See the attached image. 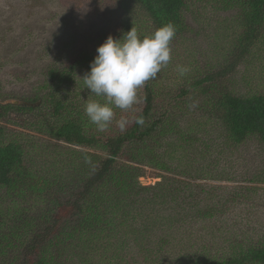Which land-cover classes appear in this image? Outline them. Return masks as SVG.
Wrapping results in <instances>:
<instances>
[{
  "label": "trees",
  "instance_id": "trees-1",
  "mask_svg": "<svg viewBox=\"0 0 264 264\" xmlns=\"http://www.w3.org/2000/svg\"><path fill=\"white\" fill-rule=\"evenodd\" d=\"M123 2L145 13L152 27L150 34L157 27L172 23L176 33L170 47L188 32L184 15L188 0ZM218 4L224 9L237 10L241 31L220 71L207 74L192 85L210 82V88L203 85L201 93L206 104L211 106L215 120L212 124L220 126L228 142L238 145L250 136L264 142V93L240 96L221 83L216 85L221 82L218 79L233 72L264 38V0H218ZM102 42H96L78 60V65L82 62L86 69L84 75ZM78 75L74 64L60 68L49 65L44 70L45 78L41 84L45 94L30 100L33 106L28 102L0 103L2 122L11 118V112L38 109L41 113L42 108L51 105L45 113L48 117H42L46 129L38 124L39 131L63 143L71 154L67 160L66 153L61 152L57 154L58 159L35 167L27 162L29 141L11 133L7 136L6 128L0 124V264H97L95 259L99 257L101 246L118 250L131 242L134 245H138V241L148 243L145 237L157 233V229L163 232L168 229L169 232L161 236L164 242L152 250L155 254H149L148 260L156 264L164 259L168 261L169 255L173 254L175 258L172 259H177L179 264H264V232L256 234L257 237L247 232L249 220L245 216L249 215L242 220H231V226L224 229L219 240L223 246L220 249L211 250L203 243L202 250L197 253L193 244L187 247L184 245L186 240L177 242L174 237L180 235L181 238L187 233L188 240L192 236L191 230H184V227L189 223L211 221L216 225L223 213L222 205L232 209L239 203L248 209L252 197L260 196L257 188L236 186L226 197L218 195L216 200L211 194L209 199L204 184L190 180L162 175V179L152 185L139 183L138 177L144 167L170 169L163 151L157 152L160 136L174 131L180 140L182 135H188L189 141L185 142L200 140L191 131L180 135L181 126L164 116L166 112L155 116L157 90L151 80L143 86L142 103L130 117L131 123L124 131L113 125L107 134L96 129L89 131L88 121L68 108L71 103L61 100L66 88L77 77L83 85L84 75ZM36 101L40 102L35 105ZM66 109H70V115ZM138 115L143 116V125L135 122ZM50 116L53 119L49 124ZM173 140L178 141V138ZM171 143L175 142L171 140ZM196 151L192 161L187 159V162H200L206 167L209 158L205 151ZM164 152L167 154L168 150ZM176 171L188 174L186 170ZM263 174L254 173L251 181L264 180ZM195 175L200 177L198 172ZM199 189L204 196L196 199L191 191L198 192ZM257 221L262 222L264 218H257ZM172 235V241L168 243L167 239ZM161 237L157 244L162 241ZM127 258L126 254L117 252L102 259L117 264L119 261L129 263Z\"/></svg>",
  "mask_w": 264,
  "mask_h": 264
},
{
  "label": "rangeland",
  "instance_id": "rangeland-1",
  "mask_svg": "<svg viewBox=\"0 0 264 264\" xmlns=\"http://www.w3.org/2000/svg\"><path fill=\"white\" fill-rule=\"evenodd\" d=\"M184 15L188 32L175 40L171 47V61L150 82L157 90L153 112L156 117L166 112L164 116H169L172 123L175 121L181 126V130H178L180 135L191 131L200 140L185 142L189 141L188 135H182L180 140L174 131L160 136L162 139H159L157 152L163 151L170 169L164 171L144 167L142 175L138 177L139 183L152 185L164 175L204 184V192H208L209 199L210 194L216 200L219 199L218 195L226 197L236 186L255 187L260 194L259 197H252V204L248 209H244L239 203L232 209L222 205L223 213L216 225L211 221L206 224L198 221L185 225L184 230H191L192 234L188 240L187 233L181 238L180 235H172L167 239L168 243L173 236L177 242L186 240L184 245L188 247L193 244V250L199 253L203 243L211 250L222 248L219 240L224 235V229L231 226V220H242L245 215H249L245 216L249 220L246 228L252 237L264 232V221H257V218H264V180L259 178L251 181L254 173L264 172V142L254 136L238 145L228 142L220 126L212 124L215 120L211 114V106L206 104V98L201 93V87L206 85L210 88V82L192 85L207 74H216L226 63V58L230 55L228 52L241 31L237 10L222 8L218 0H188ZM132 26L141 35H150L152 27L145 13L123 0H0V103L28 102L33 106V101L30 100L45 94L41 84L47 66L60 68L74 64L78 76H82L86 70L82 62L78 65L82 53H88L96 42L104 41L108 35L119 38ZM261 41L256 43L233 72L218 79L221 82H216V85L221 83L230 92L240 96L264 93V38ZM177 65L187 66L190 71L181 77L176 70ZM83 87L81 79L77 77L66 88L67 92L64 91L61 100L71 103L68 108L88 121L84 105L88 100L98 98ZM143 91V87L138 90V102L132 109H114L115 116L110 128L113 125L118 127L116 122L121 118L127 119L128 124L131 123L130 117L141 106ZM39 102L36 101L35 105ZM193 102L195 107H191ZM49 107L52 106L42 108L41 113L38 109L11 112V118L0 121L7 130V136L11 133L16 138H26L29 141L27 162L35 167L54 161L61 152L66 153L67 160L71 156L63 143L39 131L38 124L45 128L42 117L47 116L45 113L49 112ZM70 109H66L69 115ZM52 119L50 116L49 124ZM88 123L90 124L89 121ZM88 128L89 131L96 129L92 124ZM110 128L105 131L107 134L110 133ZM173 138H178V141ZM171 140L175 143H171ZM166 149L167 154L164 152ZM196 149L205 151V156L209 158L206 160V167L205 164L200 165V162H187V159H193ZM176 170H186L189 175L179 174ZM197 172L200 177L195 175ZM204 192L200 189L198 192L191 191L196 199L203 197ZM146 209L149 210L150 207ZM167 212L164 211L165 214ZM167 232L168 229L166 232L157 229V233L145 237L148 243L138 241L139 244L134 245L129 241L132 244L127 243L118 250L101 246L99 257L95 260L97 264H109L102 258L119 252L126 254L130 262L119 261L117 264H156L148 260L149 254H155L152 250L164 242L165 239L161 236ZM159 237L162 241L157 244ZM173 255H169L168 261L164 259L158 264H179L177 259H172Z\"/></svg>",
  "mask_w": 264,
  "mask_h": 264
},
{
  "label": "clouds",
  "instance_id": "clouds-1",
  "mask_svg": "<svg viewBox=\"0 0 264 264\" xmlns=\"http://www.w3.org/2000/svg\"><path fill=\"white\" fill-rule=\"evenodd\" d=\"M175 33L172 23L157 27L150 35H141L132 26L119 38L108 35L97 46L96 55L82 79L83 89L98 98L84 105L85 116L98 132L110 127L114 109H132L138 102V90L167 67L172 58L170 43ZM176 70L181 77L190 71L183 65H177ZM195 106L193 102L191 107ZM135 122L143 125V116H136ZM116 123L124 131L128 120L121 118Z\"/></svg>",
  "mask_w": 264,
  "mask_h": 264
}]
</instances>
